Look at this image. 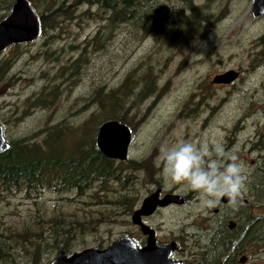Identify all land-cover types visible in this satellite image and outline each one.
<instances>
[{
  "label": "rangeland",
  "instance_id": "rangeland-1",
  "mask_svg": "<svg viewBox=\"0 0 264 264\" xmlns=\"http://www.w3.org/2000/svg\"><path fill=\"white\" fill-rule=\"evenodd\" d=\"M179 1L175 0L181 4ZM195 1L202 4L206 0ZM4 3L0 0V6ZM9 7L0 8V18ZM207 14L210 19L201 24L196 37L176 47L157 42L152 34L144 40L132 39L125 22L106 27V12L97 4H85L72 16L61 17L54 28L47 27L36 40L8 45L0 50V61L10 62L0 79V122L6 138L27 135L56 122L80 125L92 110H97L95 103L86 111L75 110L85 104L96 83L114 86L128 69L150 61L157 69L160 94L142 99L128 113L132 116L133 138L127 157L139 161L138 167L128 168V197L136 199L139 193L142 197L160 184L192 200L190 205L162 209L169 226L184 219L199 221L203 208L199 194L180 185L170 186L162 178L161 168L155 163L162 149L183 141L223 143L227 150L236 152L247 172L264 167V12L254 16L251 0H213ZM99 30L103 31V46L94 47L92 37ZM81 50L86 58L78 74L61 68ZM229 68L240 70V75L230 83L212 82L216 73ZM56 82L57 97L52 107L27 108V98ZM24 109L28 110L25 114ZM121 192L113 194L98 186L83 192L3 190L0 229L13 236L10 231L29 227L27 246L32 248L37 243L42 247L39 264H48L59 250H50L55 236L63 238L67 234L55 225L53 217L67 224L68 233L73 232L71 251L101 240L106 244L125 229L133 230L132 225H125L124 188ZM257 193L264 198V190ZM118 194L121 197L112 203V196ZM189 230H193L192 225ZM26 244H17L18 264L28 258Z\"/></svg>",
  "mask_w": 264,
  "mask_h": 264
},
{
  "label": "trees",
  "instance_id": "trees-1",
  "mask_svg": "<svg viewBox=\"0 0 264 264\" xmlns=\"http://www.w3.org/2000/svg\"><path fill=\"white\" fill-rule=\"evenodd\" d=\"M212 1L198 4L195 0H181V4H177L175 0H31L41 17L42 34L47 27L54 28L61 17L72 16L80 5L97 4L99 10L106 12V27L125 22L129 25L132 39L144 40L152 34L157 42L176 47L196 37L201 24L210 19L207 10ZM4 2L0 8L7 9L12 0ZM40 2L44 3L43 7H40ZM102 33L99 30L92 37L94 47L103 46ZM262 54L264 56V48ZM85 58L81 50L69 65H62L61 68H70L69 73L78 74ZM9 64L7 60L0 61V79L4 78ZM154 67L150 61H142L128 69L123 79L114 86L96 83L85 104L75 110L86 111L91 103L97 105V110H92L76 127L56 122L30 134L8 139L9 146L0 151V191L15 188L28 192L47 188L59 192L69 189L83 192L98 186V189L113 194L122 193L130 174L128 168L138 167L139 161L106 156L95 145V132L101 122L110 118L125 122L132 129V116L128 115L130 109L137 107L142 99L160 94L157 69ZM58 84L56 82L48 88L43 86L45 89L27 98V108L36 105L52 107ZM26 109L23 114L27 113ZM36 136L41 138L36 139ZM120 197V194L113 195L110 201L116 203ZM53 219L63 234L65 231L67 234L63 238L55 236L56 242L53 240L50 250L63 248L71 251L69 242L73 232L68 233L67 224L60 218ZM29 232V227H24L23 230L10 231L13 236H9L0 229V264H18L17 244L24 245L25 242L28 258L21 264H39L43 249L37 243L32 248L27 246ZM32 234H36V231H32Z\"/></svg>",
  "mask_w": 264,
  "mask_h": 264
},
{
  "label": "flooded vegetation",
  "instance_id": "flooded-vegetation-1",
  "mask_svg": "<svg viewBox=\"0 0 264 264\" xmlns=\"http://www.w3.org/2000/svg\"><path fill=\"white\" fill-rule=\"evenodd\" d=\"M129 189L126 183L122 214L125 225L134 229H125L120 236L130 237L138 247L146 246L151 239L156 246L171 245L168 257L173 264H264V198H259L257 193L264 190V167L247 172V191L235 206L220 200L209 209L202 203L199 221L184 219L176 226L166 223L162 209L190 205L192 200L187 194H179L181 198L163 204L158 202L151 212H141L143 199L150 193L157 191L158 197L163 198L167 193L177 192L158 184L142 197L139 193L136 199H131ZM187 213L191 215L189 209ZM191 225L193 230H189ZM111 240L90 246L103 248ZM78 250L66 251L70 254Z\"/></svg>",
  "mask_w": 264,
  "mask_h": 264
},
{
  "label": "water",
  "instance_id": "water-1",
  "mask_svg": "<svg viewBox=\"0 0 264 264\" xmlns=\"http://www.w3.org/2000/svg\"><path fill=\"white\" fill-rule=\"evenodd\" d=\"M251 8L254 16L260 15L264 12V0H251ZM41 32V17L31 0H12L9 11L0 18V50L10 44L36 40ZM238 75L237 69H225L216 73L212 82L230 83ZM132 138L133 130L125 122L110 118L97 127L94 141L96 147L106 156L125 159ZM8 146L9 141L0 122V151ZM179 198L181 196L174 192L159 198L155 191L144 197L139 211L151 212L158 202L163 204ZM221 200L227 201V198ZM170 251L171 245L156 246L153 239L140 248L130 237L119 236L103 248L90 246L70 254L63 248L59 249L48 264H173L168 257Z\"/></svg>",
  "mask_w": 264,
  "mask_h": 264
},
{
  "label": "clouds",
  "instance_id": "clouds-1",
  "mask_svg": "<svg viewBox=\"0 0 264 264\" xmlns=\"http://www.w3.org/2000/svg\"><path fill=\"white\" fill-rule=\"evenodd\" d=\"M155 163L166 183L197 192L207 207H215L225 197L235 206L246 190V166L223 143L179 142L162 149Z\"/></svg>",
  "mask_w": 264,
  "mask_h": 264
}]
</instances>
